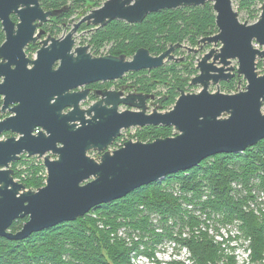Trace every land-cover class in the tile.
Here are the masks:
<instances>
[{
	"label": "water",
	"instance_id": "obj_1",
	"mask_svg": "<svg viewBox=\"0 0 264 264\" xmlns=\"http://www.w3.org/2000/svg\"><path fill=\"white\" fill-rule=\"evenodd\" d=\"M207 3L213 5L218 31L199 41L213 47L198 60L199 74L191 81L202 87L198 93L182 90L166 112L154 108L149 113L153 94L111 90L99 91V101L81 107L90 90L76 91L79 88L162 68L179 60L178 49L200 50L176 44L157 56L141 48L131 59L95 57L90 46L76 47L82 25L92 30L114 21L136 25L162 10ZM261 10L258 21L249 24L241 22L233 0H105L70 19L73 28L61 38L49 35L40 42L46 35L43 25L63 10L47 11L40 0H0L5 34L0 46L1 111L12 114L0 122V238L29 239L170 175L190 171L210 157L244 153L263 141L264 74L257 61L264 65V48L255 43L264 47V3ZM38 42L41 48L31 59L26 50ZM235 60L238 67L232 65ZM235 77L246 80L245 90L222 93L220 84ZM210 86L217 91L211 92ZM149 126L172 128L176 134L148 143L130 140L109 150L122 131ZM4 133L14 136L1 139ZM90 153H98V160ZM23 155L43 159L46 182L36 191L14 178L12 164ZM19 220H26L22 229L12 231Z\"/></svg>",
	"mask_w": 264,
	"mask_h": 264
},
{
	"label": "trees",
	"instance_id": "obj_2",
	"mask_svg": "<svg viewBox=\"0 0 264 264\" xmlns=\"http://www.w3.org/2000/svg\"><path fill=\"white\" fill-rule=\"evenodd\" d=\"M100 1L40 0L47 11L63 10L49 20L54 24L46 28V35L54 37L60 31L58 24L70 19L76 9H95ZM252 5L251 0L242 1L243 8ZM13 20L17 21L16 17ZM86 29L92 34L90 43L96 52L110 45L108 55L127 58L141 48L157 56L171 45L198 46L201 39L218 31L211 3L162 10L136 25L114 21L98 30L83 25L82 30ZM4 41L0 22V46ZM31 46L29 52L35 49ZM196 72L188 62H178L131 73L122 83L134 79L129 87L140 93H155L160 98L156 105L166 112L181 91H186ZM239 78L224 82V86L237 91ZM161 87L165 91H160ZM172 136V128L149 126L137 129L129 138L148 143ZM19 165L26 170L19 172ZM12 168L27 189L38 190L45 185V167L34 158L22 156ZM25 221H15L12 231H20ZM220 224L235 225L237 230L234 234L228 229L225 234ZM211 227L215 231L212 234ZM166 240L175 244L176 250L186 249L193 264H218L226 253L241 247H245L252 264L264 263V140L244 153L210 157L190 171L168 176L163 183L101 205L75 222L35 233L23 241L0 238V264H135L133 259L140 256L155 259L158 247ZM236 263L233 255L225 264ZM169 264L186 263L172 260Z\"/></svg>",
	"mask_w": 264,
	"mask_h": 264
},
{
	"label": "rangeland",
	"instance_id": "obj_3",
	"mask_svg": "<svg viewBox=\"0 0 264 264\" xmlns=\"http://www.w3.org/2000/svg\"><path fill=\"white\" fill-rule=\"evenodd\" d=\"M105 0H101L99 2L100 6L103 5ZM242 1L243 0H233V7L235 9V11H237L239 13V18L241 20V22H248L249 24H254L255 22L258 21V19L260 18L261 16V7L264 3V0H251L253 1V5L248 9L247 7H244L242 6ZM246 1V0H244ZM250 1V0H248ZM85 7L83 8H79V9H76L73 16V17H77L79 16L80 12L82 11V9H84ZM70 18V19H71ZM69 18H67L62 24H58V29H60L59 32L56 33V35H54L55 38H61L62 36H64L71 28H73V24H70L69 21H70ZM53 24L54 23H51L50 21H48L45 25H43L42 29L43 30H46V28H52L53 27ZM68 25V26H67ZM91 32L89 29H86V30H82V26L79 28L76 36H75V40H76V47L77 46H87L89 45L90 46V52L94 55V56H97V57H100V56H105V55H108V52L110 50V45H107V46H104L101 48V50L99 52H96L95 49L92 47L91 43H90V40H91ZM187 45L188 47L190 48H199V46H191L190 44H185ZM213 47V45H205L203 46V49L202 50H199L198 53H189L187 50H177L176 51V57L177 58H183V61L184 62H188V64L190 65H193V68L194 69H197V72L194 73L193 75H191V79L196 77L198 74H199V70H198V60L202 58V56L209 51V49ZM255 47L258 48V49H263L264 47L262 46H259L257 43H255ZM29 50V49H28ZM27 50V53H28V56L30 58H34L36 57V54H37V50L38 48H35L34 50H31L30 52ZM131 59V58H129ZM258 71L260 74H264V65H263V61L262 60H258ZM172 63H178V62H170L168 63L167 65H171ZM259 63H261L262 65L259 66ZM233 66L235 67H238V62L237 60L233 61ZM179 69H181L179 67ZM129 75V74H128ZM127 75V76H128ZM125 76V77H127ZM124 77V78H125ZM135 80L134 79H129L128 80V83L127 84H124L128 90H133V88H130L129 87V84H132ZM246 80L243 78V77H240L238 79V84H237V91H235L236 89H228L226 86H224V83L222 82L220 84V91L222 93H225V94H235V93H238V92H241V91H244L245 88H246ZM120 85L115 83V86L113 87V89H118ZM202 89L201 86H193L191 84H189V86H187L185 88L186 92L187 93H198L200 90ZM160 91H165L164 88H160L159 89ZM210 91L211 92H216L217 91V87L216 86H210ZM90 102H86L85 103V106L89 105ZM153 108H158V106H156V103L153 104V105H150V111L152 112L153 111ZM172 108V107H171ZM169 108V110L171 109ZM124 109V108H122ZM159 109V108H158ZM165 112V111H164ZM263 112H264V107H263ZM139 129V128H133V129H130V130H124V132H122L123 134V137H130L131 135H133L136 130ZM174 131V130H173ZM174 133L176 134V132L174 131ZM121 134V135H122ZM121 137V136H120ZM119 139V138H118ZM120 140V139H119ZM118 140V142H119ZM131 140V139H129ZM136 140V139H135ZM90 156L92 158H95L96 160L97 159V154H93V153H90ZM34 162L37 163V164H43V159H38V158H34ZM13 169V168H12ZM17 170L20 172V171H25L26 170V166L24 165H19ZM46 170V169H45ZM25 173V172H24ZM46 177H47V172H46ZM14 178L17 182L19 183H22L21 179L22 178H19L18 176H15L14 175ZM164 181V180H163ZM163 181H161L160 183H163ZM23 184V183H22ZM33 190V189H31ZM36 191V190H34ZM222 229L221 231L225 234H227V231L228 229H231L233 231V233L235 234L236 230H237V226H223L222 224H220ZM219 226V225H218ZM215 232L214 231V227H211V234ZM160 249L159 251L162 252V254H160V259L161 261H163V263H166L168 262H171L172 260H175V261H179V262H183L185 261L186 264H193L192 261H190L189 259H187V250L186 249H178L176 250L175 249V244H171V242L169 241H165L162 245L159 246ZM158 247V248H159ZM245 250V247H241V248H237L235 251H232L230 252L229 254L226 253V256H224V259L218 263V264H225L227 263L228 260H230L231 256H235L236 257V264H252L251 260L249 259V254L248 252L244 251ZM178 252H180L181 254L179 255ZM161 263V264H163ZM195 264V263H194Z\"/></svg>",
	"mask_w": 264,
	"mask_h": 264
},
{
	"label": "flooded vegetation",
	"instance_id": "obj_4",
	"mask_svg": "<svg viewBox=\"0 0 264 264\" xmlns=\"http://www.w3.org/2000/svg\"><path fill=\"white\" fill-rule=\"evenodd\" d=\"M70 23V22H69ZM68 26V25H67ZM83 26V25H82ZM72 29V28H71ZM46 36H49V35H45L41 40H40V42L46 37ZM40 42H38V43H36V44H34L33 46H31V47H33V48H38V50L41 48V45H40ZM87 46H89V45H87ZM185 46H187V45H185ZM199 48H197V49H200V50H202L203 49V46H205V45H203V44H200L199 43ZM207 46H209V45H207ZM212 48V47H211ZM210 48V49H211ZM28 49H30V46L27 48V50ZM194 49H196V48H194ZM209 49V50H210ZM27 50H26V52H27ZM37 50V51H38ZM180 50V49H179ZM181 50H183V49H181ZM177 51V50H176ZM176 53V52H175ZM190 53V52H189ZM27 55H28V53H27ZM176 55V54H175ZM105 56H107V55H105ZM29 57V56H28ZM95 57H97V56H95ZM100 57H102V56H100ZM30 58V57H29ZM31 59H35V57L34 58H31ZM179 60L178 61H173V62H184L183 61V58H178ZM167 65V64H166ZM2 80L0 79V82H1ZM124 81V79H122V80H117V81H110V82H99V83H95V84H92V85H89V86H86V87H82V88H79V89H77L76 91H82L83 89H86V88H88L89 90H90V94H89V96H88V100H87V102L89 101L90 102V104L89 105H91L92 103H96L97 101H99L100 99H101V96L100 95H98V92L99 91H103V90H111V91H116V92H124V95H129V94H134V93H140V92H136V91H134V90H128L127 89V87L122 83ZM115 83H117V84H119L120 86L118 87V89L116 88V89H113V87L115 86ZM224 83V82H223ZM191 84V83H190ZM143 94H149V95H155V97H156V99L154 100V101H151V100H149L148 101V104L150 105V103L153 105V103L152 102H157V100L158 99H160L155 93H143ZM86 103V102H85ZM85 103L83 102V103H81V107L82 108H86V107H88L89 105H87V106H85ZM3 104H4V97L3 96H1L0 97V122L1 121H3V120H5V119H7V118H9V117H11V113H10V111H9V109H7L6 110V112L5 113H3L1 110H2V107H3ZM16 104H13V105H11L10 106V108H13L14 106H15ZM157 106V105H156ZM154 109V108H153ZM151 111H150V107H149V113H150ZM133 129V128H132ZM130 130V129H129ZM40 131V129H37L36 130V134L38 133ZM128 131V130H127ZM122 132H124V131H122ZM5 134H7V133H4L3 135H2V137H1V139H7V138H9V137H13L14 136V134H12V133H8L9 134V137H7ZM124 134V133H123ZM123 134L121 135V137L119 138V139H117L116 141H115V143H114V145L111 147V148H114V149H120V148H122L123 146H124V144L126 143V142H128V141H130L129 139L130 138H126V137H123ZM118 140H119V142H122V146H120L119 147V143H118V145H117V142H118ZM128 140V141H127ZM132 141H137V140H135V139H131ZM117 145V146H116ZM116 146V147H115ZM111 148H109V150L111 149ZM93 154H97V158H99L98 156H99V154L98 153H93ZM23 156H26V155H23ZM35 158H37V157H35ZM39 159V158H38ZM13 165V164H12Z\"/></svg>",
	"mask_w": 264,
	"mask_h": 264
},
{
	"label": "built area",
	"instance_id": "obj_5",
	"mask_svg": "<svg viewBox=\"0 0 264 264\" xmlns=\"http://www.w3.org/2000/svg\"><path fill=\"white\" fill-rule=\"evenodd\" d=\"M118 143H119V147L122 146V142H117V145H118ZM114 150H116V149H114V148L110 149L111 152L114 151ZM159 249H160V247L157 250L155 259H149V258H147L145 256H140L138 259H133L134 263L135 264H158L157 260L161 261L160 254H162V252H160ZM161 262L163 263V261H161ZM163 264H168V262L163 263Z\"/></svg>",
	"mask_w": 264,
	"mask_h": 264
}]
</instances>
